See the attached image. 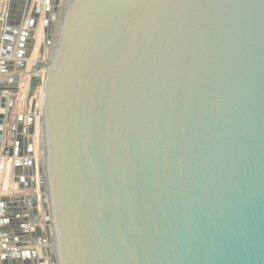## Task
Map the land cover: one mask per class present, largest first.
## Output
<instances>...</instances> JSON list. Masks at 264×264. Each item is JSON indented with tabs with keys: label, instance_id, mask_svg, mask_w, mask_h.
I'll use <instances>...</instances> for the list:
<instances>
[{
	"label": "water",
	"instance_id": "obj_1",
	"mask_svg": "<svg viewBox=\"0 0 264 264\" xmlns=\"http://www.w3.org/2000/svg\"><path fill=\"white\" fill-rule=\"evenodd\" d=\"M5 23L1 187L27 156L40 264H264V0H8ZM18 206L0 197V264Z\"/></svg>",
	"mask_w": 264,
	"mask_h": 264
},
{
	"label": "crops",
	"instance_id": "obj_2",
	"mask_svg": "<svg viewBox=\"0 0 264 264\" xmlns=\"http://www.w3.org/2000/svg\"><path fill=\"white\" fill-rule=\"evenodd\" d=\"M7 4H8V0L0 1V12L6 13ZM5 27H6L5 20L1 21L0 22V37H2ZM19 44L20 42L18 41L10 56V58L14 60H17ZM40 52H41V40L38 37L37 44L33 51V56H32L33 59H41V58H38V55ZM31 65H33V61L29 63L30 67ZM29 69L31 73L34 71L32 68H29ZM14 74L15 72L2 73V75H4L3 77H5V80L8 81V83L11 82V79L9 78V76L14 75ZM23 81H24V84H22ZM23 81L22 83L19 82V84L21 83L20 84L21 92L18 95V100H17V104L15 107V111H14L13 121L15 123H21L25 130L23 134L27 135L28 134L27 131H28L29 124H30L29 117L32 114V111L31 112L29 111L31 109L29 106L31 99L28 97L29 87L31 83L30 76L29 75L26 76V78H24ZM36 98L35 100L39 101L38 100L39 94L37 95ZM36 155H38V149H36ZM15 159H18L22 165L21 168L19 169L20 174L17 175L18 177H20V180L17 182V184L13 181L14 165H12V170H11L10 176L8 177L11 185L8 190H3L1 187V184L4 181H6L7 176L5 172L2 174L0 173V197L1 198L7 197L10 202H15V201L19 202V206L17 210L18 212L16 213L17 217L20 220L19 230H21L22 232H26L23 236H21V238L28 236L29 238H31L32 241L30 240L27 241L25 238L24 240V239H21L20 237H17L15 242L18 241V243H24L25 246H18L17 248L12 247L9 251L13 252L17 249L20 251V255L17 256V258L19 259L18 263L20 264H30V261H34L35 264H40L39 261L42 257V253L40 250H42L43 248L47 249V247L49 246V243L44 242V239H43L44 236H42L38 232V227H41V233L45 231V228L43 225L44 223L41 222L43 221V216H44L43 205H42V195L39 189L38 182H36L37 187L35 185H30V186L28 185L29 175L26 174V170L29 169L30 166L27 165L25 161L27 159V156L14 158L12 160L13 164L15 163L14 162ZM17 198H20V199H17ZM35 210L38 211L37 214L33 212ZM5 213H6L5 214L6 219H4L3 221L5 225H8L10 227L12 225V221H10L9 217H11L10 215H12V212L11 210H8ZM5 239H2V241ZM7 242L14 243L12 241H7ZM1 245L5 246V244H2V243ZM45 259H47V257H45ZM10 263L11 264L13 263L12 258H10Z\"/></svg>",
	"mask_w": 264,
	"mask_h": 264
},
{
	"label": "rangeland",
	"instance_id": "obj_3",
	"mask_svg": "<svg viewBox=\"0 0 264 264\" xmlns=\"http://www.w3.org/2000/svg\"><path fill=\"white\" fill-rule=\"evenodd\" d=\"M34 1H37V0H34ZM43 32V25H42V21H41V26H40V28H39V39L41 40V52L39 53V55H38V58H41V59H43L44 57H45V55H46V46H45V39H44V34L42 33ZM39 92H40V85H38V84H36V95H34L32 98H31V102H30V112L32 111V109H33V106L34 105H37V108H39L38 107V101L37 100H35V96L37 97V95L39 94ZM34 98V99H33ZM37 99V98H36ZM35 100V101H34ZM37 102V103H36ZM36 108V107H35Z\"/></svg>",
	"mask_w": 264,
	"mask_h": 264
},
{
	"label": "built area",
	"instance_id": "obj_4",
	"mask_svg": "<svg viewBox=\"0 0 264 264\" xmlns=\"http://www.w3.org/2000/svg\"><path fill=\"white\" fill-rule=\"evenodd\" d=\"M6 19V13L0 12V22Z\"/></svg>",
	"mask_w": 264,
	"mask_h": 264
}]
</instances>
